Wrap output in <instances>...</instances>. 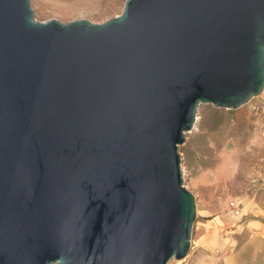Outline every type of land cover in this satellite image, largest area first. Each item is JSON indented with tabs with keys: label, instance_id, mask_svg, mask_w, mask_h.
<instances>
[{
	"label": "water",
	"instance_id": "water-1",
	"mask_svg": "<svg viewBox=\"0 0 264 264\" xmlns=\"http://www.w3.org/2000/svg\"><path fill=\"white\" fill-rule=\"evenodd\" d=\"M264 88V0H125L105 22L0 0V264H167L196 207L200 104Z\"/></svg>",
	"mask_w": 264,
	"mask_h": 264
},
{
	"label": "rangeland",
	"instance_id": "rangeland-1",
	"mask_svg": "<svg viewBox=\"0 0 264 264\" xmlns=\"http://www.w3.org/2000/svg\"><path fill=\"white\" fill-rule=\"evenodd\" d=\"M124 3L30 0L36 20L62 23H102ZM196 118L179 146L196 218L186 256L167 264H264V88L237 109L200 104Z\"/></svg>",
	"mask_w": 264,
	"mask_h": 264
},
{
	"label": "built area",
	"instance_id": "built-area-1",
	"mask_svg": "<svg viewBox=\"0 0 264 264\" xmlns=\"http://www.w3.org/2000/svg\"><path fill=\"white\" fill-rule=\"evenodd\" d=\"M235 207H237L236 209V214L239 213V209H238V206H236L234 203H232Z\"/></svg>",
	"mask_w": 264,
	"mask_h": 264
}]
</instances>
